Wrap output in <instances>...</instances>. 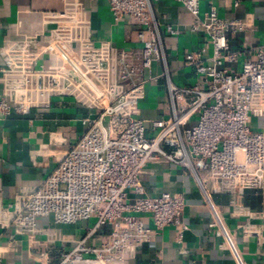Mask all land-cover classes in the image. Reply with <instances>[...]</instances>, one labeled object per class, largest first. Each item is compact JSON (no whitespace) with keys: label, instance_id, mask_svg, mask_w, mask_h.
I'll return each mask as SVG.
<instances>
[{"label":"built area","instance_id":"2783aa9c","mask_svg":"<svg viewBox=\"0 0 264 264\" xmlns=\"http://www.w3.org/2000/svg\"><path fill=\"white\" fill-rule=\"evenodd\" d=\"M155 1L109 0L115 21L128 17L141 26L139 49H118L109 41L95 44L77 1L45 12V29L3 48L0 119L48 106L53 97L72 98L94 112L83 118V134L42 185L21 190L13 203L12 223L18 230L32 231L39 218L49 216L58 224L96 219L60 253L58 264H130L142 245L169 226L182 239L185 199L170 191L147 195L141 174L149 163L171 162L192 173L212 213L209 226L224 239L235 264L248 263L213 195L233 196L231 216L264 221V46L231 45L254 21L222 17L213 4L201 12V0H179L194 17L191 29L206 34L212 53L209 44L187 52L185 63L200 81L178 85ZM166 32L180 31L167 26ZM155 64L161 73L147 78ZM159 78L170 113L147 120L139 103L147 83ZM254 117L260 121L257 129ZM247 189L261 192L260 210L244 202ZM102 229L107 230L101 242L90 243ZM39 260L51 264L48 254Z\"/></svg>","mask_w":264,"mask_h":264},{"label":"crops","instance_id":"0c3cea01","mask_svg":"<svg viewBox=\"0 0 264 264\" xmlns=\"http://www.w3.org/2000/svg\"><path fill=\"white\" fill-rule=\"evenodd\" d=\"M69 1L81 5L90 21L95 44L109 41L123 50L142 46L138 38L141 26L128 17L115 21L109 0H0V79L5 45L45 29L44 13L62 10ZM235 1L201 0V12L213 4L222 17L252 18L253 27L238 35L231 45L233 48L264 46V0H241L238 6ZM154 6L174 82L178 85L199 82L196 71L185 63L184 57L187 52L209 44L206 34L191 29L194 17L181 1L158 0ZM167 26L180 32L170 35L166 32ZM211 53L209 44L208 54ZM161 70L155 64L145 76L158 75ZM147 90L146 97L139 103L141 116L147 120L167 116L170 110L164 80L149 81ZM93 113L72 98L53 97L48 106L0 119V257L3 264H40L39 258L45 254L49 255L51 264H58L60 253L70 249L95 223L96 219L90 218L58 224L49 216L39 218L32 231L18 230L12 223L16 195L21 190L42 185L83 134V118ZM141 181L147 195H160L164 191L183 195V221L187 230L179 240L175 227H167L142 245L130 264H235L224 239L209 226L212 213L189 170L171 162L149 163L141 174ZM232 198L229 193L213 195L247 263L264 264V221L257 217L231 216ZM262 201L260 191H245L244 202L254 210L262 208ZM145 221L153 225L149 218ZM106 230L98 231L90 243H100Z\"/></svg>","mask_w":264,"mask_h":264},{"label":"rangeland","instance_id":"374dc122","mask_svg":"<svg viewBox=\"0 0 264 264\" xmlns=\"http://www.w3.org/2000/svg\"><path fill=\"white\" fill-rule=\"evenodd\" d=\"M242 58L240 59V64H239V68H241V64H242ZM259 120H258V118H256V117H254L253 118V120H252V127L254 128V129H257L258 128V126H259ZM194 123V122H193ZM191 124H192V122H191ZM190 124V125H191Z\"/></svg>","mask_w":264,"mask_h":264}]
</instances>
